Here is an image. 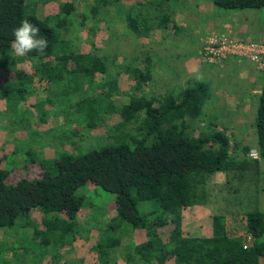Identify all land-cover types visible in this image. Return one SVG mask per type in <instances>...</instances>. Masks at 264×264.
Wrapping results in <instances>:
<instances>
[{
	"label": "trees",
	"instance_id": "trees-1",
	"mask_svg": "<svg viewBox=\"0 0 264 264\" xmlns=\"http://www.w3.org/2000/svg\"><path fill=\"white\" fill-rule=\"evenodd\" d=\"M42 1L45 4L59 0ZM77 1H60L57 13L44 15L30 0H0V71L8 72L11 62L28 61L32 63L33 75L48 82L47 86H57L49 82L53 78L60 80L61 91L73 97L71 104L76 113V122L71 121V125H76V128L72 126L73 138L80 133L77 126L86 132L103 127L106 132L109 128L99 148L80 155L57 149L59 158L53 159L55 166H43L39 178H23L15 184H7L10 169L0 167V229H14L16 232L9 234L21 242L26 228H32V238H25L26 242L21 244L23 252L34 247L38 252L36 262L48 255L55 263L58 250L74 240L80 231L79 213L84 207V197L78 195L77 190L93 185L96 190L114 197L115 215L101 228L98 241L92 247L101 264L107 263L110 253L122 246L119 233L130 238L136 233L143 235L142 242L131 241L124 247L129 263L264 264V214L261 210L243 213L244 234L240 236L229 231L224 215L200 217L196 210L204 205L202 198L206 195L208 180L219 173L228 176L241 165L237 155L239 148L232 145L227 130H219L213 124L199 127L188 122L200 118L209 86L196 82L147 96L142 90L153 77L151 52H141L143 59L131 56L129 61L126 57L118 65L114 64L116 57L110 56L112 65L109 66L95 44L84 54L74 48L71 39L61 35L73 24L71 16ZM90 1L92 11L96 12L98 7L93 2L106 9L119 5L121 0ZM212 2L226 10L264 8V0ZM141 13L142 7L135 14L126 13L123 18L129 33L137 32L138 37L137 24L140 30L142 26L137 16ZM24 19L39 26L40 35L47 39L48 48L42 55L35 52L24 57L15 55L11 47L13 30ZM261 73L255 135L263 159L264 72ZM121 74L134 83L135 93H141L139 96L120 91L118 77ZM97 75L103 78L98 79ZM12 90L10 80L0 81V99H5ZM119 96H126V102L117 104L114 100ZM113 117L118 121L108 127L107 120ZM76 145L72 140V150H76ZM249 150L248 146L241 147L244 156ZM28 155L32 161L36 158L34 153ZM3 158L0 157V164ZM243 163L260 173L259 160L244 158ZM232 176L238 178L235 174ZM141 204L146 206L141 207ZM34 212L41 216L40 225L32 219ZM247 238H251L250 243ZM16 247L9 241L0 242V264L16 262L13 259ZM8 252L13 254L6 259L3 254Z\"/></svg>",
	"mask_w": 264,
	"mask_h": 264
},
{
	"label": "rangeland",
	"instance_id": "rangeland-1",
	"mask_svg": "<svg viewBox=\"0 0 264 264\" xmlns=\"http://www.w3.org/2000/svg\"><path fill=\"white\" fill-rule=\"evenodd\" d=\"M60 1L67 2L69 0L52 1L45 4L42 0H30V4L36 7V10H39L41 14L48 15L58 12ZM142 2H146V4L141 6L142 13L137 16V21L142 26L140 30L141 27L137 24L139 37L153 36L145 42H140L139 37L136 36L137 32L129 33L125 21H123L126 13H136ZM181 2L182 0H121L119 5L109 6L106 9L99 7L97 2H93L94 6L98 7L97 11L93 12L90 0H78L76 10L71 16L73 24L61 35L66 39H71L74 48L84 54L89 53L91 46L95 44L98 53L105 58L109 66L112 65L110 56L116 57L115 65L122 64L126 57V60L129 59V61L131 56L132 58L137 56L143 59L144 54L141 52H150L149 49L158 38V35L166 31L167 25L164 26L165 23L169 21L175 23L177 18L176 9L181 10L178 7ZM217 11L220 14L223 13L226 17L236 12L238 15L240 14L239 16H243L244 22H249L250 20L245 19H249L252 14L253 25L257 26L264 22V8L253 10L217 8ZM84 14H88L86 19L83 18ZM213 15L217 17V13ZM82 22L83 25H81ZM179 34L182 35L183 33L179 32ZM180 42V39H175V41L173 39L172 41L163 38L161 44H158L159 48L162 46H165L166 49L172 47L168 51L170 54L160 55L164 59L156 67L157 71H160V75L155 80L152 77L151 82L144 85L142 91L147 96L159 95L171 87L175 88L174 84L176 82L178 84L176 88H183L187 84L192 85L196 82H202L209 86V95L201 107L200 118L188 120V122L195 123L199 127L213 124L219 130H227L232 145L239 148L237 155L241 159L238 161L241 162V165L228 176L219 173L211 177L205 186L206 195L202 198L204 205L196 208V210L200 217L213 214L224 215L227 218L229 231L231 233L237 232L240 236L244 234L243 213L254 209H259L264 213V158H260L255 135V118L259 98L251 95L254 99H252V107L248 105L249 108L245 111L243 110L244 106L241 104H237L233 108L221 105V100L225 99L221 96L223 93L235 94L244 102L247 101L246 104H248L250 96L244 90L241 91V88L244 89V84H240V82L245 80L240 81L236 72L238 68H228L226 74L223 75V70L216 67L217 65H210L205 67L207 71L202 74H193L194 76L189 75V77H186V75L181 76L184 68H188V63L184 62L185 57L180 55L185 50L178 49L177 46H180ZM188 51L186 50V55L193 54V51L189 53ZM242 62L245 64L240 67L239 71L242 70V72L253 75L257 79L255 83L258 81L259 87L263 79V73L256 71L248 61ZM177 73L180 76L172 84L169 83L166 75L169 74L170 78L174 80ZM190 77V82L187 83ZM97 78L101 79L103 77L97 75ZM2 79L10 80L13 87V90L7 94L5 99H0V154L4 155V158L1 156L3 161H1L0 167L4 168L6 166L10 169V174L6 179L7 184H15L23 178H39L43 166H55L53 159H58L59 156L50 157V150L55 153L57 149L60 152L66 150L73 153L74 151L76 155H80L92 148H99L107 137L109 128L106 132L104 127L86 132L77 126L80 133L73 138L71 132L74 128L72 126L76 128V125H71V121L76 122L74 120L76 113L74 114V108L71 104L73 97L71 94L61 91V87H58L60 86V80L51 79L49 82L57 86L50 87L47 86L49 83L45 80L36 78L33 75L32 63L28 61L21 64L11 62L8 72L0 71V81ZM167 84L169 86H166ZM118 86L122 92L135 93L134 83L124 74L118 77ZM47 89H50V91ZM135 94L139 96L141 93ZM126 100V96H119L114 101L121 105ZM221 106L226 108L222 109ZM238 119L242 121L241 124L238 123ZM117 121L116 117L109 118L107 120L108 127ZM80 137L82 138L80 139ZM84 137H86V140ZM10 139L14 141L11 142ZM72 140L77 142L76 150L75 148L72 150ZM244 146H248L250 149L247 156H244L241 151V147ZM29 152L34 153V157H36L33 161L28 155ZM244 158L259 160L260 173H255L253 169L242 165L244 164ZM234 174L238 178H233L232 175ZM255 175L257 176L255 177ZM95 190L93 185H86L84 188L77 190V194L84 197V207L79 213L80 231L74 240L69 241L65 247L58 250V258L55 263L51 262L48 255L43 256L36 262L35 257L38 252L34 247H28V250L24 249L23 252L22 242H26L25 238H32V228H26L25 238L22 237L21 242L9 234L15 233L14 229H0V242L9 241L17 246L16 255H13L16 262L12 264H101L98 262L97 254L92 250V247L98 241L101 228L115 215V207L113 206V195L100 189H97L96 192ZM140 206L145 207L146 204ZM32 215L34 223L40 225L41 216L35 212ZM117 235L121 237L122 246L115 248L110 253L108 262L105 264H135L134 262L129 263L126 259L127 250L124 247H127L131 241L133 243L142 242L144 240L143 235L136 233L135 236H131L132 238L122 233ZM19 243L20 245H18ZM7 254L12 256L13 252L12 254L11 252L6 253V256Z\"/></svg>",
	"mask_w": 264,
	"mask_h": 264
},
{
	"label": "crops",
	"instance_id": "crops-1",
	"mask_svg": "<svg viewBox=\"0 0 264 264\" xmlns=\"http://www.w3.org/2000/svg\"><path fill=\"white\" fill-rule=\"evenodd\" d=\"M141 3V2H139ZM145 2H142L140 4V8L142 5H144ZM181 10L176 9V21L175 23L169 21L167 22V28L166 31L158 35V38L153 43V45L150 47V55L152 58V65H153V79H157L160 75V71H157L156 67L157 64L160 61H163L160 55H166L170 54L168 51L169 49H166L165 46H158V44H161L163 38L170 39L175 41V39H180L181 42L179 43L180 46H177L179 50L185 49L180 55H183L185 57V61L188 63V68H184L182 75H186V77H189V75H195V74H202L204 73L206 68L210 65H217L216 67H219V69L223 70L222 74H226V69H234L238 68L236 70L237 75L241 80H245L244 82L241 81L240 84H244V89L241 88V91H245V93L248 94L249 101L248 104L241 100V98L235 94L231 95L230 93H223L221 96L225 97L224 100H221V105L228 108H233L237 104H241L243 107V110H247L249 106L252 107V96H258L261 91V85L258 87V81L255 83V77L253 75H249L246 72H242V70L239 71L240 67H242L243 62L238 63L232 59L224 60L220 64H209L202 61L200 51L203 46V43L205 39L211 35H224L230 38H234L237 40L245 41V42H251V43H260L264 42V22L260 25H253V16L249 17V22H244L242 19L243 16H239L238 13H233L229 17H226L223 13L220 14V12L217 11V7L213 4L212 0H182L180 5ZM125 8V4H124ZM187 8V9H185ZM253 10V9H250ZM137 12V11H136ZM214 13H217V17L213 15ZM179 32L183 33L182 35L179 34ZM153 36H146V37H139L140 42H145L150 40ZM171 37V38H169ZM176 43V42H175ZM178 44V43H176ZM156 46V47H155ZM155 47V48H154ZM186 50L193 51V54L186 55ZM250 63V62H249ZM256 71H258L255 66L250 63ZM232 67V68H231ZM259 72V71H258ZM261 73V72H259ZM193 75V76H194ZM180 76L179 73L174 77V80L170 78L169 74L166 75V77L169 79V83H173L178 77ZM191 77L189 78L190 81ZM187 80V79H186ZM263 80V79H262ZM255 83V84H254ZM177 82L174 84L175 88L177 87ZM166 86H169L168 84ZM184 86V85H183ZM174 87H171L169 90H171ZM181 88V87H180ZM168 90V89H167ZM233 91V90H232ZM243 93V92H242ZM254 100V99H253ZM249 105V106H248ZM221 106L222 109H225L226 107ZM238 123L241 124L242 121L238 119ZM7 135V134H6ZM11 142H13V139H10ZM3 157V154H0V157ZM55 158L57 156V152L55 153L53 150H50V157ZM2 164V163H1ZM264 214V213H263ZM228 226V222H227ZM229 229V228H228ZM244 229V226H243ZM242 233V232H241ZM235 235H238L239 233H232ZM4 258H10L11 256H6V253L3 254Z\"/></svg>",
	"mask_w": 264,
	"mask_h": 264
},
{
	"label": "built area",
	"instance_id": "built-area-1",
	"mask_svg": "<svg viewBox=\"0 0 264 264\" xmlns=\"http://www.w3.org/2000/svg\"><path fill=\"white\" fill-rule=\"evenodd\" d=\"M202 61L208 64H220L232 59L238 63L248 61L259 72H264V42L251 43L224 35H209L201 48ZM251 238H247V243Z\"/></svg>",
	"mask_w": 264,
	"mask_h": 264
},
{
	"label": "clouds",
	"instance_id": "clouds-1",
	"mask_svg": "<svg viewBox=\"0 0 264 264\" xmlns=\"http://www.w3.org/2000/svg\"><path fill=\"white\" fill-rule=\"evenodd\" d=\"M40 32L39 26L27 19L22 20L13 30L14 39L11 41V47L15 55L24 57L33 52L42 55L48 48V41L40 35Z\"/></svg>",
	"mask_w": 264,
	"mask_h": 264
}]
</instances>
